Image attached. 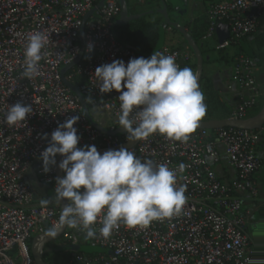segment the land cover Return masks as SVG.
<instances>
[{"label": "built area", "instance_id": "built-area-1", "mask_svg": "<svg viewBox=\"0 0 264 264\" xmlns=\"http://www.w3.org/2000/svg\"><path fill=\"white\" fill-rule=\"evenodd\" d=\"M99 2L0 0V264H34L32 238L59 229L56 160L72 151L112 152L62 168L67 224L58 239L96 251H62L68 257L50 264H264V246L250 234L259 225L264 235L260 130H171L190 122L191 105L168 74L191 52L123 46L113 31L116 0L83 23ZM206 18L207 38L220 23L228 28L216 49L236 48L264 21V0H221ZM82 25L87 58L62 76L79 55ZM232 56L238 100L229 118L245 119L264 89L253 60ZM65 81L110 134L94 128ZM159 128L169 129L151 132ZM137 131L148 133L119 151ZM223 165L229 181L218 176Z\"/></svg>", "mask_w": 264, "mask_h": 264}, {"label": "water", "instance_id": "water-1", "mask_svg": "<svg viewBox=\"0 0 264 264\" xmlns=\"http://www.w3.org/2000/svg\"><path fill=\"white\" fill-rule=\"evenodd\" d=\"M106 0H100L99 4L93 8L84 18L83 23L87 20V18L95 12V10L103 5V3ZM118 4L120 6V14L117 18V21H114V25L120 26L123 24H126L129 21L139 19L141 17L151 16V15H159L162 18V26L178 31L182 34L184 37V41L187 44V46L190 48L194 55L195 60V68L193 73V81H192V103H191V112H190V122L183 126L173 127L170 128L171 130L177 131V132H194L202 129L207 130H215L220 128H236V129H245V130H260L261 136L264 137V102L260 106L259 110L245 118V119H200V108H201V101H202V91H201V79L203 76V58L200 52V49L195 44L193 39L191 38L190 34L185 30V28L180 24L181 17L185 16L187 14V1L186 0H167L170 8L172 9V13L170 14L169 9L166 7L165 4L160 1L161 7L153 8L150 10H147L145 12H142L141 14H129L128 10V3L126 0H117ZM172 19H174L172 21ZM162 29V27H161ZM182 29V30H181ZM163 30V29H162ZM161 30V31H162ZM163 32V31H162ZM186 35L188 37H186ZM215 35L217 37L218 44H221L227 37H228V28L225 24H218L215 29ZM79 45H80V52L78 57L68 66H65L61 70V75L64 76L66 72H68L71 68H73L75 65H77L84 54V42H83V25L80 29L79 34ZM67 87L70 88V90L73 92V94L78 98L79 102L81 103L83 107V113L89 120V122L99 130L100 132L104 134H110L108 131L100 128L95 124V122L92 120L87 105L85 102V99L83 95L77 90V88L68 83L64 82ZM169 128H159L154 129L151 132H164L168 130ZM128 130V127L122 126L118 128L113 134L119 135ZM148 132H142L137 131L135 133V137L127 144L121 146L118 150H125L132 146H134L139 138ZM117 150V151H118ZM112 153L111 151H99V152H85V151H72L65 155L59 156L56 160V184H57V195L62 200L61 203V223L60 227L56 232L46 233L37 235L32 238L30 242V253L31 257L33 259L34 264H50L45 260V256L50 253H58L64 251H83L87 253H91L96 251L92 248H86V247H78V246H68V247H48L50 244H52L54 241H56L61 234L63 233L65 226L67 224V217H66V206L63 202L64 200V181L62 176V168L64 164L73 159L78 157H95V156H105L107 154ZM49 196L52 194V192L48 193Z\"/></svg>", "mask_w": 264, "mask_h": 264}, {"label": "trees", "instance_id": "trees-1", "mask_svg": "<svg viewBox=\"0 0 264 264\" xmlns=\"http://www.w3.org/2000/svg\"><path fill=\"white\" fill-rule=\"evenodd\" d=\"M152 18L153 17L146 16L136 20L129 21L126 24L120 26L114 25L113 31L117 40L123 46L129 47L139 53L148 54V55L153 54L159 49V44H160L159 40L164 38V32L161 31L162 21H158V20L154 21ZM188 23L189 21L185 23L189 27V31L187 32L190 34L195 44L200 49L203 58V66H205L210 62L207 56H206L207 58L204 57L207 54L205 53L204 55V51H203L206 50L204 41L208 39L206 37V31L208 29L207 18L206 16H202L194 20L191 24ZM182 26L185 27L184 25ZM173 31L176 32L175 30ZM183 43L190 50V48L187 46L185 41H183ZM261 47H264V21L261 22L257 32L243 38L239 42L238 46L235 48V52L233 53V55L236 54L237 52L243 53L246 56L250 57L256 66L260 67V63L262 62V58H263L260 49ZM216 51L219 53L218 56L219 61L224 62L226 65H231L233 56L231 57L228 56L226 54V50H216ZM86 58H87V54H84L82 61H85ZM194 68H195L194 60H190L182 64L179 72L168 74L171 78V85L174 92L179 94L183 92L182 88L184 85L181 80L182 78H184V74L192 75L193 77ZM203 79L205 78L202 76L201 80L203 81ZM73 84L77 86L80 84V81L75 80ZM217 100L218 98L211 93L210 95L205 97V102L208 103V105H203L202 108H204L205 110L207 107L210 106L214 107L216 104L218 106H222ZM260 106L255 108L253 113L258 111ZM206 112L208 116L211 115L212 113L215 114V111L212 113L209 111ZM262 137L263 136H261V138ZM53 254H56V256L54 257L56 261H53L54 263L62 261L68 257L67 254H61L60 252ZM46 256H45V260H46ZM48 263H52V262L48 261Z\"/></svg>", "mask_w": 264, "mask_h": 264}, {"label": "crops", "instance_id": "crops-1", "mask_svg": "<svg viewBox=\"0 0 264 264\" xmlns=\"http://www.w3.org/2000/svg\"><path fill=\"white\" fill-rule=\"evenodd\" d=\"M139 1H140L139 6L142 8L141 11H143V12L151 9V7L148 6L149 2L153 3V8L161 7L160 1L158 2V0H139ZM186 1H187V9L190 7V10L189 11L187 10L189 15H185V16L181 17L180 24L185 26L184 28L186 31H189L188 25L185 24L186 22L189 21L188 24H191L194 20H196L202 16H206V10L208 9V6L211 4L217 3L221 0H204L203 2L202 1L196 2V1H191V0H186ZM137 7L138 6L136 4H134L133 2L132 3L129 2L128 3L129 14H131V15L141 14L142 12L139 11ZM169 9H170V12L172 13V9L170 8V6H169ZM186 16H189V17L185 21L184 18H187ZM162 29H163L162 31L164 32V38L159 40L160 41L159 48H161L163 46H168V47H175V48L179 47L178 49H182V50L185 49L184 46L180 45L181 40L177 39L176 37L172 38L173 36H171V34L169 33V30H171V28L162 26ZM211 38H214V40L217 42L216 35H214L213 37H210L208 39H211ZM217 44H218V42H217ZM186 49H188V48L186 47ZM215 50H217V49H215ZM229 51H232V52L230 53ZM234 52H235V48H231V49L226 50V54L230 57L233 55ZM191 53H192V51H191ZM218 63L220 65H217V66H215V68H213L210 76L209 77L206 76L205 79H203L204 81L201 80V83L204 85V90H205V94L202 93L201 108L203 105H208V103H206L204 99H205V97H207L211 93L219 99V103L222 105V108L225 107V105H227V106L229 105L230 108L227 110H224L223 112H216L215 111V114L212 113L209 116L205 112L204 114H202L203 117H199L200 119H204V120L205 119H218V120H220V119L229 118L231 115V111L235 107L237 100H238V98L236 96L237 89L231 81V65H226L222 61H218ZM228 68H229V74H226L225 70H227ZM258 69H260L259 66H257V70ZM189 77H191L192 81H193L192 75H188V74H184V78H182V79H183V81L184 80L187 81V80H189ZM257 82H258V79H257ZM182 83L184 85V82H182ZM259 85L262 86V88L264 89L263 83H259ZM183 88H184V86H183ZM201 91H202V89H201ZM185 92H186L185 89H183V92L181 94L176 93V92H174V93L176 96H183L184 99L188 102V100H187L188 96L186 95ZM190 98H191V101H190V103L189 102L188 103L191 105V103H192V87H191V97ZM233 99H235V102H233ZM263 102H264V97L262 98V100H260V102L258 103V105L255 108L262 105ZM201 108H200V111H201ZM255 108L251 109L247 113L246 118L257 112L256 111L253 113ZM257 148H258L259 156L261 158V167H260L259 172L256 175V183L258 185L257 186L258 194L262 197L261 198L262 201H264V137H262L260 139ZM217 173H218V176L220 177V179L225 180V181L231 180L234 176L233 171L228 169L224 165L221 168L217 169ZM250 234L254 240H256L258 243H260L262 246H264V235L262 233L261 228H258L255 226L250 227Z\"/></svg>", "mask_w": 264, "mask_h": 264}, {"label": "rangeland", "instance_id": "rangeland-1", "mask_svg": "<svg viewBox=\"0 0 264 264\" xmlns=\"http://www.w3.org/2000/svg\"><path fill=\"white\" fill-rule=\"evenodd\" d=\"M117 1V0H116ZM191 1H196V2H200V1H204V0H191ZM118 2V1H117ZM126 2L127 3H129V2H133L134 4H136L138 7V10L139 11H141V7L139 6V0H126ZM148 6H150L151 7V9L153 8V3L152 2H149L148 3ZM150 10V9H149ZM188 11L190 10V7L187 9ZM147 11V10H146ZM141 12H143V11H141ZM188 13V12H187ZM186 15H189V13L188 14H186ZM150 17H153L152 19L154 20V21H162V18L159 16V15H151ZM187 18H184L185 19V21L188 19V17L189 16H186ZM151 19V20H152ZM174 19H172V21H173ZM115 21H117V18L115 19ZM182 30V29H181ZM177 32V33H176ZM176 32H174V31H172V30H169V33L171 34V36H173L172 38H177V39H179V40H181V42H180V45L181 46H184V48L186 49V45L183 43V41H184V37L182 36V34L180 33V32H178V31H176ZM186 37H188L187 35H186ZM192 38V37H191ZM193 39V38H192ZM194 41V40H193ZM204 43H205V48H206V50H203L204 51V55H205V53L207 54V55H205L204 57L205 58H209V60H210V62L207 64V65H205V66H203V76H204V78L206 77V76H210V74H211V71L213 70V68H215V66H217V65H220L219 63H218V56H219V53L215 50L216 49V46H217V42L214 40V38H211V39H206L205 41H204ZM261 49V53H262V55H263V58H262V62L260 63V69H258L257 71H256V73H255V75H256V77H257V79H258V83H263L264 84V47H261L260 48ZM190 51V50H189ZM191 52V51H190ZM230 53L232 52V51H229ZM192 54V53H191ZM207 56V57H206ZM192 57H193V60H194V55L192 54ZM194 63H195V60H194ZM226 71V74H229V68L227 69V70H225ZM209 74V75H208ZM207 77V78H208ZM182 82H184V88L183 89H185V93H186V95L188 96L187 97V100H188V102L190 103V101H191V87H192V78L191 77H189V80H187V81H183V79L181 80ZM204 81V80H203ZM201 89H202V93L203 94H205V92H203V91H205L204 90V85L201 83ZM205 100V99H204ZM217 101H219V99L217 100ZM216 101V102H217ZM233 102H235V99H233ZM230 107H229V105L227 106V105H225V107H223L222 108V106H218L217 104L214 106V107H207L205 110H203L204 108H201V111H200V115H199V117H203L202 116V114H204L206 111H209V112H214V111H216V112H223L224 110H227V109H229ZM207 113V112H206ZM258 186V185H257ZM259 197H260V199L262 198L260 195H259ZM258 228H260V226L258 225L257 226ZM68 246H70V245H64V244H62L60 241H59V239L58 240H56V241H54L53 242V244H52V247H68ZM72 246V245H71ZM64 251V250H63ZM56 256V254H48L47 256H46V261L48 262H53V261H56V259L54 258Z\"/></svg>", "mask_w": 264, "mask_h": 264}, {"label": "flooded vegetation", "instance_id": "flooded-vegetation-1", "mask_svg": "<svg viewBox=\"0 0 264 264\" xmlns=\"http://www.w3.org/2000/svg\"><path fill=\"white\" fill-rule=\"evenodd\" d=\"M159 1H162V3L163 4H165L166 5V7L169 9V4H168V1L167 0H158V2ZM169 12H170V9H169ZM170 14H171V12H170ZM37 189H38V187H37ZM51 246V244L48 246V247H50ZM50 254H53V253H50ZM48 255V254H47Z\"/></svg>", "mask_w": 264, "mask_h": 264}]
</instances>
